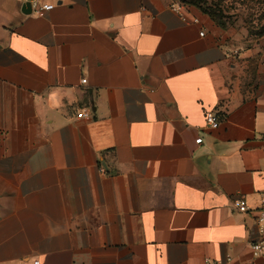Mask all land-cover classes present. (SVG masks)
I'll use <instances>...</instances> for the list:
<instances>
[{
  "label": "crops",
  "instance_id": "0c3cea01",
  "mask_svg": "<svg viewBox=\"0 0 264 264\" xmlns=\"http://www.w3.org/2000/svg\"><path fill=\"white\" fill-rule=\"evenodd\" d=\"M27 1L0 0V264H264V35L186 2Z\"/></svg>",
  "mask_w": 264,
  "mask_h": 264
},
{
  "label": "built area",
  "instance_id": "2783aa9c",
  "mask_svg": "<svg viewBox=\"0 0 264 264\" xmlns=\"http://www.w3.org/2000/svg\"><path fill=\"white\" fill-rule=\"evenodd\" d=\"M31 13L33 15H36L38 17L45 16L49 10H51L54 7V4L47 1V0H31ZM186 3L183 0H172L171 2V8L174 11H177L182 14V11L185 7ZM87 81L86 78L82 79V82L85 83ZM81 116L87 115L86 108H82L81 112L79 113ZM206 123L211 128H217L220 125V117L217 111L215 110H209L206 112ZM197 143L202 142V137H198L196 139ZM99 170L101 172H105L103 167H100ZM261 197V206L258 210V215L256 217V222L258 225V229L260 232V237L256 241H253L250 243V249L252 251V254L255 257H261L264 259V192L260 193ZM233 206L241 211V212H249L251 210L250 205L248 204L247 200L243 197H237L233 199L232 202ZM231 256H227V260H230ZM38 263V261H36ZM204 264H219L218 261L213 260L209 257H205Z\"/></svg>",
  "mask_w": 264,
  "mask_h": 264
},
{
  "label": "rangeland",
  "instance_id": "374dc122",
  "mask_svg": "<svg viewBox=\"0 0 264 264\" xmlns=\"http://www.w3.org/2000/svg\"><path fill=\"white\" fill-rule=\"evenodd\" d=\"M201 1L204 7L215 9L219 19L229 25L233 24V22L244 23L248 25L252 34L264 33V0Z\"/></svg>",
  "mask_w": 264,
  "mask_h": 264
},
{
  "label": "trees",
  "instance_id": "16d2710c",
  "mask_svg": "<svg viewBox=\"0 0 264 264\" xmlns=\"http://www.w3.org/2000/svg\"><path fill=\"white\" fill-rule=\"evenodd\" d=\"M184 2L186 3H189V4H196L200 7H202L205 11L211 13L213 16H215V18L217 19V21L220 23L222 20L219 19V17L216 15L215 13V9H210V8H206L204 7L201 3L202 1L201 0H183ZM220 7H221V4H220ZM264 34V33H263ZM263 34H257V35H263Z\"/></svg>",
  "mask_w": 264,
  "mask_h": 264
},
{
  "label": "water",
  "instance_id": "95a60500",
  "mask_svg": "<svg viewBox=\"0 0 264 264\" xmlns=\"http://www.w3.org/2000/svg\"><path fill=\"white\" fill-rule=\"evenodd\" d=\"M22 12L25 14H30L31 13V2L27 1L23 4L22 6Z\"/></svg>",
  "mask_w": 264,
  "mask_h": 264
}]
</instances>
